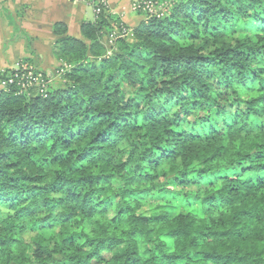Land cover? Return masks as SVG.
Listing matches in <instances>:
<instances>
[{"label":"clouds","instance_id":"9594fccd","mask_svg":"<svg viewBox=\"0 0 264 264\" xmlns=\"http://www.w3.org/2000/svg\"><path fill=\"white\" fill-rule=\"evenodd\" d=\"M0 264H264V0H0Z\"/></svg>","mask_w":264,"mask_h":264}]
</instances>
